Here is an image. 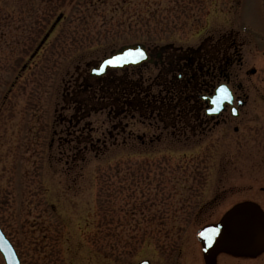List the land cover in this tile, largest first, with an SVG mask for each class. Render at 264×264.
I'll return each instance as SVG.
<instances>
[{"label": "rangeland", "instance_id": "obj_1", "mask_svg": "<svg viewBox=\"0 0 264 264\" xmlns=\"http://www.w3.org/2000/svg\"><path fill=\"white\" fill-rule=\"evenodd\" d=\"M170 1L173 12H165V0H137L117 11L105 0H0V226L22 264H202L197 232L260 192L264 117L258 94L252 100L261 121L250 137L242 132L219 147L206 140L204 152L197 140L180 138L142 148L136 139L124 145L119 135L113 145L106 111L80 119L69 108L74 81L124 46L142 43L156 53L169 44L196 46L223 30L247 28L254 39L256 31L243 23L264 31V0ZM149 2L160 10V23H168L160 17L167 15L168 33L158 24L154 31L157 20L150 21L151 33L138 23ZM189 8L195 21L174 27ZM62 12L66 19L31 63L30 38L40 43ZM44 18L42 36H33ZM153 74L146 70L145 78ZM75 146L87 149L76 162ZM215 196L221 206L201 214L200 206ZM163 227L171 231L168 238Z\"/></svg>", "mask_w": 264, "mask_h": 264}, {"label": "flooded vegetation", "instance_id": "obj_2", "mask_svg": "<svg viewBox=\"0 0 264 264\" xmlns=\"http://www.w3.org/2000/svg\"><path fill=\"white\" fill-rule=\"evenodd\" d=\"M244 26L256 31L254 39L248 37L247 28H237L223 30L218 36L210 35L198 45L187 48L169 44L153 53L146 46L149 61L122 70L126 71L125 79L136 72L141 82L135 92L140 101L139 112L117 120L112 112L104 110L111 124L112 131L108 135L114 140L113 145L122 135L124 145L128 139H136L142 148L152 147L166 138H180L185 139L186 144L191 139L197 140L200 152H204L202 145L206 140L211 147H219V143L222 145L232 137L238 139L242 132L250 137V129L261 121L253 108L252 98L256 94L260 95L259 110L264 117V31L257 25L243 23ZM146 70L156 74L145 78ZM89 77L98 78L92 77L90 72ZM222 87L229 90L232 99L219 105L212 101ZM95 99L101 100L97 95ZM134 126L140 127L137 132L132 131ZM59 142L63 144L62 139ZM65 143L74 144L69 140ZM101 144L108 149L106 141ZM167 150L169 152L170 147ZM72 151L78 153V146L72 147ZM219 198L205 200L200 206L201 214H213L221 203ZM245 205L251 211L255 241L242 248L221 247L213 255L205 252L198 242L203 254L202 264H264L260 262L264 259V184ZM164 228L160 233L169 236L171 231Z\"/></svg>", "mask_w": 264, "mask_h": 264}, {"label": "trees", "instance_id": "obj_3", "mask_svg": "<svg viewBox=\"0 0 264 264\" xmlns=\"http://www.w3.org/2000/svg\"><path fill=\"white\" fill-rule=\"evenodd\" d=\"M62 1H64V0H62ZM115 1H118V0H107V1L105 0L106 3H108V2L114 3V10L117 11L120 9L117 6L122 5L121 9L125 10V6H129L131 3H133L134 1H137V0H121L120 4L119 3L116 4ZM165 2H167V4H168L167 8L165 9V12H167V11L173 12V9L171 10V8L169 7V4L171 3V1L165 0ZM149 3L153 4L154 2L153 3L149 2ZM123 4H125V6ZM154 7H155L154 4L151 5V7H148L147 10H145V13H140L139 11H135V12H139V15L136 18L138 23L139 22L142 23V28L146 29L144 31L145 33H151L150 21L152 19H154V20H157V23L155 22L154 31L157 30V24H158V28L160 30H162L165 33H168V32H166V30L168 28L167 25H169L170 23H169V19L167 18V15L165 14L162 16V14H161L160 17L163 19L164 22H165V20H168V23H166V24H164L162 22L160 23V21H158V18H157L160 10L157 9L156 7L155 8ZM65 8H67V7H65ZM33 10H35V9H33ZM65 10H67V9H65ZM193 10H195V8L184 9L182 11V14L184 12L185 15L183 17H182V15L179 16L180 18L177 17L178 18L177 22H171V23H176L174 25V27L179 26V28H184L185 26L191 25L195 21V17H196V14L193 13ZM47 16L50 17L51 15L47 14ZM59 16H62V18H61V21L57 24L54 32L58 29L60 24L63 23L67 17V15L64 12L60 13ZM7 19H9V16L7 17ZM20 20L22 21V17L20 18ZM37 21H39L40 24L37 26L38 28L37 29L35 28L34 30H32L31 33L33 36L36 35L37 37H39V36H42L43 31H44L43 24L44 23L48 24L49 19L44 18V19H39ZM121 25H125V23H122ZM130 25L131 26L133 25V21L130 22ZM46 35H47V33L44 35L43 39L45 38ZM35 39L36 38L31 37L30 38L31 42L27 43V46L28 47L31 46V47L28 48L26 46L28 48L27 52H30V54L33 53L32 56L30 57L31 63H33L35 61V59H37L40 56V54L42 53V51L44 50V48L46 47V45L48 44V41H49V40H47L46 43L40 48L41 42L43 40L37 44ZM31 43H32V45H31ZM35 44H36V46L33 47ZM125 74H126V71H113L109 75H107L106 77L101 78V79H98V78L92 79L89 77V73L84 77H81V78L78 77V79L74 81L73 87H74L75 97L70 100L71 106H69V108L71 107L72 109L75 110L76 113L80 114V118L88 117L90 115L89 113H91L92 111L93 112H99V111H104V110H109L110 112H112V115L117 120L122 119L125 115H129V117L136 115L140 109V101L137 98L135 92L137 89V84L140 85L141 82L139 83V78H138L136 72L135 73L131 72L130 74H128V78H126V79H125ZM126 91H127V93H126ZM95 95H97L99 98H101V100L98 101L97 99H95ZM125 95H126L127 99L125 98ZM67 96H68V94H67ZM91 104H93L94 106H92ZM89 143H90V140H89ZM97 143H98V141H97ZM102 143H104V141ZM91 145H93V144H91ZM94 147L97 149L96 154H99L100 153L99 148L97 146H93V148ZM86 150H87L86 148L81 149L80 150L81 153L79 152V153L75 154L71 159H73L74 162L80 160V157H81L80 155L84 154L86 152ZM83 159L84 158H82L81 160H83ZM103 184H105V183H103ZM103 190L104 189L101 188L100 195H102ZM164 220H165V218H163V217L160 219V221H161L159 223L160 226L165 225ZM167 236L168 235H166V237ZM146 237H147L146 235H143L142 239H145ZM148 237H150V236H148Z\"/></svg>", "mask_w": 264, "mask_h": 264}, {"label": "water", "instance_id": "obj_4", "mask_svg": "<svg viewBox=\"0 0 264 264\" xmlns=\"http://www.w3.org/2000/svg\"><path fill=\"white\" fill-rule=\"evenodd\" d=\"M62 16L57 19L56 24L61 20ZM56 24L51 28L49 34L43 40L41 46L45 43L50 33L54 30ZM40 49V48H39ZM139 50L145 52V57L141 58L137 55H128L129 53H137ZM116 57H124L123 63L119 65H109L108 60H114ZM149 61L147 49L143 45H128L122 47L111 56L105 58L97 67L90 72L92 77L101 78L108 74L111 70H124L129 67H138ZM231 96L221 92H217V96L212 102L222 105L224 102H230ZM215 230V232L213 231ZM203 233V235H202ZM197 240L201 244L203 250L213 255L221 247L242 248L255 241V234L251 226V211L246 205H238L225 217L220 224L206 225L197 232ZM210 238V239H209ZM0 254L5 264H21L20 258L6 235L0 228ZM140 264H151L149 261H143Z\"/></svg>", "mask_w": 264, "mask_h": 264}, {"label": "snow or ice", "instance_id": "obj_5", "mask_svg": "<svg viewBox=\"0 0 264 264\" xmlns=\"http://www.w3.org/2000/svg\"><path fill=\"white\" fill-rule=\"evenodd\" d=\"M128 55H137V56H139L141 58H144L146 54H145V52L143 50H139L137 53H129ZM123 61H124V57H116L114 60H108L107 64H109V65H119V64L123 63ZM220 91L224 92L228 96H230V92H229V90L226 87H222L220 89ZM213 231L215 232V230H213ZM202 235H203V233H202Z\"/></svg>", "mask_w": 264, "mask_h": 264}]
</instances>
